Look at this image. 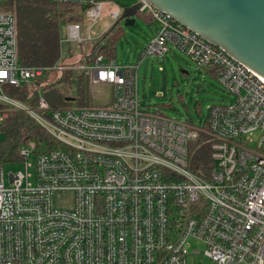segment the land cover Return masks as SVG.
<instances>
[{"label":"built area","instance_id":"1","mask_svg":"<svg viewBox=\"0 0 264 264\" xmlns=\"http://www.w3.org/2000/svg\"><path fill=\"white\" fill-rule=\"evenodd\" d=\"M122 1L158 25L138 63L98 56L75 64L68 50L51 68L19 66L16 5L76 7L83 22L60 23L58 34L62 26L65 44L79 49L97 39L92 30L105 6L119 20ZM173 50L232 96L210 108L201 128L148 112L138 99L141 64ZM67 66L109 86L110 102L52 110L37 80ZM21 87L37 91L35 107L6 92ZM10 110L45 135L20 148L24 171L0 166V264H196L197 255L210 264H264V78L147 0H0V124ZM201 138L207 178L188 169L189 142ZM189 238L202 253L188 251Z\"/></svg>","mask_w":264,"mask_h":264},{"label":"rangeland","instance_id":"2","mask_svg":"<svg viewBox=\"0 0 264 264\" xmlns=\"http://www.w3.org/2000/svg\"><path fill=\"white\" fill-rule=\"evenodd\" d=\"M135 2L122 1L119 3L120 15L124 7H133ZM17 5L15 6V10ZM112 6H105L101 17L94 25L92 36L98 38L108 33L114 25L109 18ZM16 12V11H15ZM127 20H133V26L125 27ZM124 34L116 42L115 59L119 65H130L138 63V56L154 37L157 28L156 23H150L139 17L125 18L121 21ZM64 28L60 29V50L62 59L68 58V50L76 52V48L69 47L64 42ZM197 65L184 57L176 50L167 54L164 59L148 57L140 66L137 73V95L141 105L148 112H159L163 116L180 121L188 122L190 125L201 128L206 122L210 108L215 104L228 103L232 96L228 95L217 79L205 73ZM62 74V78H60ZM48 85L55 83L58 99L60 96L72 98L66 106L58 109H76L86 106H105L112 96L110 87L102 84H91L85 76L83 66L78 69L67 66L63 72L50 70L43 79ZM57 99V100H58ZM3 136L0 134V141ZM29 162H32L30 159ZM5 173H17L24 171V164L14 162L4 166ZM33 174V168H30ZM9 187L8 178H5ZM34 182V178H31ZM188 251L203 252L204 247L195 239L187 241ZM196 264H210L207 259L196 256ZM192 260H189L191 264Z\"/></svg>","mask_w":264,"mask_h":264},{"label":"trees","instance_id":"3","mask_svg":"<svg viewBox=\"0 0 264 264\" xmlns=\"http://www.w3.org/2000/svg\"><path fill=\"white\" fill-rule=\"evenodd\" d=\"M17 21V41L19 66L51 68L59 60V34L58 27L64 22H83L78 14V9L69 4H50L47 2H31L17 5L15 10ZM136 17L147 22H152L149 18L136 14ZM124 34L121 22L116 21L108 33L101 35L84 47L71 51V55L77 54L75 64L90 65L98 56L106 60L115 58L116 42ZM215 78L212 72H205ZM45 73L44 77L46 76ZM62 78V74H60ZM37 80L45 100L52 110L66 106L67 99L62 94L58 99L57 87L55 83L46 84L44 79ZM12 97L18 99L29 107L36 106L38 93L31 87H21L18 89H6ZM58 99V100H57ZM110 102V101H109ZM108 104V103H107ZM86 107H92L86 106ZM100 107V106H93ZM68 109V108H63ZM0 134L3 140L0 141V166L12 164L18 160L20 148L29 142H35L39 137H43L44 132L22 112L10 110L7 119L0 124ZM201 138L188 145V169L197 176L207 178L211 170L208 145L203 143Z\"/></svg>","mask_w":264,"mask_h":264},{"label":"water","instance_id":"4","mask_svg":"<svg viewBox=\"0 0 264 264\" xmlns=\"http://www.w3.org/2000/svg\"><path fill=\"white\" fill-rule=\"evenodd\" d=\"M147 1L264 78V0ZM137 9L125 10L117 21L135 17ZM133 24L127 20L125 27Z\"/></svg>","mask_w":264,"mask_h":264},{"label":"crops","instance_id":"5","mask_svg":"<svg viewBox=\"0 0 264 264\" xmlns=\"http://www.w3.org/2000/svg\"><path fill=\"white\" fill-rule=\"evenodd\" d=\"M150 23H153V22H150Z\"/></svg>","mask_w":264,"mask_h":264}]
</instances>
